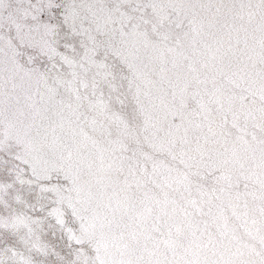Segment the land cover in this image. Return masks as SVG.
<instances>
[{
    "label": "snow or ice",
    "instance_id": "6c2138e0",
    "mask_svg": "<svg viewBox=\"0 0 264 264\" xmlns=\"http://www.w3.org/2000/svg\"><path fill=\"white\" fill-rule=\"evenodd\" d=\"M0 264H264V0H0Z\"/></svg>",
    "mask_w": 264,
    "mask_h": 264
}]
</instances>
